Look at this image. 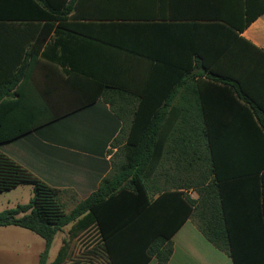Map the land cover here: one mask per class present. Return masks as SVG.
I'll return each instance as SVG.
<instances>
[{
	"label": "crops",
	"instance_id": "1",
	"mask_svg": "<svg viewBox=\"0 0 264 264\" xmlns=\"http://www.w3.org/2000/svg\"><path fill=\"white\" fill-rule=\"evenodd\" d=\"M67 3L80 13L79 17L70 16V22H151L160 28L123 34L139 40L137 53L78 35L71 38L75 43L71 58L79 70L94 72L93 79L82 73L67 74L40 59L30 94L39 107L54 104L55 114L62 116L87 102L94 103L7 143L10 158L59 190L60 201L69 206L65 209L69 213L98 190L114 161L125 160L122 148L139 110V126H144L142 121L145 127L158 121L152 126L159 135L155 145L158 165L142 192L150 203L153 228L177 230L171 238L173 253L167 264H235L230 251L220 249L200 227L199 214L205 220L215 216L221 221V213H227L232 227L247 232L246 245L262 246V256L251 260L264 264V0ZM1 7L10 9V2ZM161 27L165 30H159ZM147 53L166 62L148 59ZM111 103L117 104L118 118ZM138 125L135 135L140 133ZM116 139L119 143L114 145ZM222 182L221 192L216 184ZM18 189H22L21 195L27 193L30 201L33 187L22 185L13 190ZM20 202L17 196L2 211ZM73 226L56 235L49 264L64 242L68 254L64 264L75 259L74 247L80 237L91 239L87 244L91 249L102 244L96 225L75 237L71 236ZM258 229L262 235L253 240L249 231ZM26 230L0 228V264H39L45 241ZM127 252L121 255L124 262H141V256L137 259L132 251ZM87 260L109 264L101 251ZM146 264H158V260L152 257Z\"/></svg>",
	"mask_w": 264,
	"mask_h": 264
},
{
	"label": "trees",
	"instance_id": "2",
	"mask_svg": "<svg viewBox=\"0 0 264 264\" xmlns=\"http://www.w3.org/2000/svg\"><path fill=\"white\" fill-rule=\"evenodd\" d=\"M8 2L10 9L1 7V4ZM79 14L78 8L67 3V0H62L60 4H54L53 0H0V145L70 117L94 103L87 102L62 116L55 114L54 104L47 103L44 108L41 104L39 107L30 94L33 91L34 69L40 59L64 69L67 74L82 73L93 79L94 72L79 70L77 62L71 58L70 49L75 44L71 38L78 35L105 46L137 53L140 51L137 45L139 40L126 38L123 34L150 33L160 28L151 22L80 24L69 21L72 19L70 16L79 17ZM161 28L159 30H165V27ZM145 55L148 59L154 57L162 63L166 62L159 56ZM110 105L118 118L117 104ZM139 116L137 110L131 134L122 148L125 160L114 161L111 173L101 181L98 190L80 201L69 213L60 201L59 190L0 152V193L22 185L33 187V196L27 204L0 212V228L17 226L41 237L45 241V248L40 254L39 264H49V252L56 235L72 223V237L92 225L98 227L103 242L91 252H105L109 264H146L152 257L157 258L158 264L169 262L173 253L171 238L177 230L153 228L150 203L142 192L144 182L158 165L159 152L155 145L159 135L152 128L157 126L158 121L153 124L148 122L147 127L146 122L142 121L144 126H139ZM137 125L140 133L135 135ZM117 143L119 139L113 142L114 145ZM216 176L219 178V175ZM216 186L222 192L223 182ZM222 208H225V204H222ZM135 211L139 212L138 216ZM198 217L202 219L200 227L204 234L220 249L229 250L235 264H263L262 261L251 260L252 257L262 256V246L246 245L247 232L232 227L227 213L220 214L221 221L215 216L208 220L203 219L201 214ZM251 234L253 240H259L262 230L249 231ZM127 251H132V256L137 259L141 256V262H124L121 255L127 254ZM67 258V242H64L51 264H64Z\"/></svg>",
	"mask_w": 264,
	"mask_h": 264
},
{
	"label": "rangeland",
	"instance_id": "3",
	"mask_svg": "<svg viewBox=\"0 0 264 264\" xmlns=\"http://www.w3.org/2000/svg\"><path fill=\"white\" fill-rule=\"evenodd\" d=\"M0 152L6 154L8 157H10V144H2L0 145ZM22 189H18L17 191L13 190L10 192H4L2 194H0V211H2L4 209V207H6L7 202L9 201L10 203H13V201H15L16 197L20 196V203L21 204H27L29 202V198L27 193H24L21 195L20 191ZM26 190V188H25ZM69 206L65 205V209H69ZM28 234H30V236H35L36 238H39V240L43 241V239L41 237H39L38 235L32 233L31 231H25ZM25 238H28L27 236ZM88 237H80L79 241L77 242V245L74 247L75 249V259H73L72 261H70L69 263L66 264H92L91 261H88L87 258L89 257V255L92 254L91 252V248H89V246L87 247V244L90 242L91 239H87ZM26 254V253H25ZM21 255V254H19ZM87 260V261H86Z\"/></svg>",
	"mask_w": 264,
	"mask_h": 264
}]
</instances>
